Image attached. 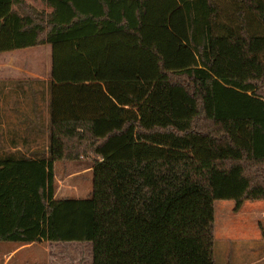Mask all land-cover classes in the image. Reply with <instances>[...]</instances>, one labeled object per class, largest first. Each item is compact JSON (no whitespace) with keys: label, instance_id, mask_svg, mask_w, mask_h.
<instances>
[{"label":"trees","instance_id":"1","mask_svg":"<svg viewBox=\"0 0 264 264\" xmlns=\"http://www.w3.org/2000/svg\"><path fill=\"white\" fill-rule=\"evenodd\" d=\"M41 1L0 0V52L51 49L48 154L0 159V241L89 242L92 264H145L138 244L167 241V264H191L215 200H264L255 117L220 104L213 55L236 49L245 76L225 84L264 102V0ZM83 159L89 195L55 199L53 162Z\"/></svg>","mask_w":264,"mask_h":264},{"label":"rangeland","instance_id":"2","mask_svg":"<svg viewBox=\"0 0 264 264\" xmlns=\"http://www.w3.org/2000/svg\"><path fill=\"white\" fill-rule=\"evenodd\" d=\"M28 5L35 10L48 13L50 7L41 0H25ZM255 53L256 63L259 64L264 57L263 46L257 45ZM50 61V45L44 44L33 47L26 51H19L17 54L27 55L31 61H38L34 57L46 55ZM213 55L217 58L220 80L222 83L217 86L220 104H227L230 108L241 107L255 117L256 131L254 135L255 147L258 153L264 154V102L253 101L250 98L251 92L238 90L235 83L226 85V80L245 76L241 68L240 53L233 47L215 42L213 44ZM45 62V66H46ZM23 65V66H22ZM21 66L24 68L26 63ZM225 81H224V80ZM229 82V81H228ZM28 84L22 86V90L27 89ZM57 162L55 172L57 178L66 176L67 168L77 169L79 164L89 165L91 160L68 161L67 165H59ZM71 171H75V170ZM68 173L70 170L67 171ZM72 173V172H71ZM56 191L59 197L67 195L70 198H86L92 189V172L74 175L69 181L59 183L55 181ZM62 184V185H61ZM76 194V195H75ZM214 231L211 249L202 242H191L186 249L190 256L191 264H264V200H246L242 203L238 211H234V201L228 199L215 200L214 204ZM43 242V243H42ZM39 243V244H38ZM42 243V244H40ZM46 241L37 242L30 248L21 249L8 262V264H92L91 243L89 242H63L49 245ZM46 246V251L44 247ZM145 242L138 244V260L145 264H167L169 257V242L158 241L157 250L152 256L142 254L146 248ZM15 247L14 242L0 241V263L6 250ZM50 259L47 261V254ZM213 263H209L211 261ZM134 259L129 258L128 262ZM48 262V263H47Z\"/></svg>","mask_w":264,"mask_h":264},{"label":"crops","instance_id":"3","mask_svg":"<svg viewBox=\"0 0 264 264\" xmlns=\"http://www.w3.org/2000/svg\"><path fill=\"white\" fill-rule=\"evenodd\" d=\"M33 47L36 46L0 52V159H19L24 156L37 160L47 157L48 154V81L50 79L51 52L50 61H48L46 52L43 59L39 56L34 57L38 60L36 62L31 61L32 58L27 55L17 54L19 51L26 53ZM45 62H47L46 66ZM23 63H26L24 68H22ZM25 84L28 86L23 91L22 86ZM57 162H61L57 167L59 165L64 167L68 161L53 162L54 185L55 181L59 184L69 181V178L74 175L92 172V164L84 166L79 164V171L78 168L74 169L73 167L75 171H71L72 168H67L65 169L66 176L57 178L55 172ZM68 170H70L69 173ZM59 187L60 184L57 191L55 187L54 198L68 197L67 195L57 196ZM46 242L47 245L50 243V246L53 243H63ZM14 243L15 247L5 251L6 254L2 257L0 264H8L18 251L37 244V242ZM44 250L47 253L46 246ZM49 257L50 249L49 255L47 254L48 262Z\"/></svg>","mask_w":264,"mask_h":264}]
</instances>
